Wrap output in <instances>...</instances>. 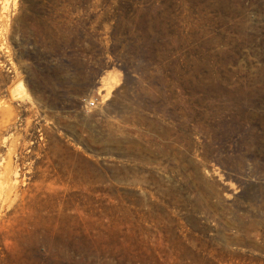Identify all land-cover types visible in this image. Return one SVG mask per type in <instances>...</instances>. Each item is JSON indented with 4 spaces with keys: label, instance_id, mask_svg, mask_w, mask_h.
Wrapping results in <instances>:
<instances>
[{
    "label": "rangeland",
    "instance_id": "1",
    "mask_svg": "<svg viewBox=\"0 0 264 264\" xmlns=\"http://www.w3.org/2000/svg\"><path fill=\"white\" fill-rule=\"evenodd\" d=\"M0 264H264V0H0Z\"/></svg>",
    "mask_w": 264,
    "mask_h": 264
},
{
    "label": "built area",
    "instance_id": "2",
    "mask_svg": "<svg viewBox=\"0 0 264 264\" xmlns=\"http://www.w3.org/2000/svg\"><path fill=\"white\" fill-rule=\"evenodd\" d=\"M90 104H91L92 106H94V105H95V101L90 102Z\"/></svg>",
    "mask_w": 264,
    "mask_h": 264
},
{
    "label": "bare ground",
    "instance_id": "3",
    "mask_svg": "<svg viewBox=\"0 0 264 264\" xmlns=\"http://www.w3.org/2000/svg\"><path fill=\"white\" fill-rule=\"evenodd\" d=\"M22 82V81H21Z\"/></svg>",
    "mask_w": 264,
    "mask_h": 264
}]
</instances>
